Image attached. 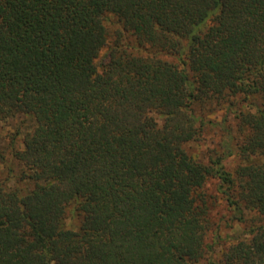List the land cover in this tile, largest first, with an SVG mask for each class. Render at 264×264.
I'll use <instances>...</instances> for the list:
<instances>
[{
    "label": "trees",
    "instance_id": "obj_1",
    "mask_svg": "<svg viewBox=\"0 0 264 264\" xmlns=\"http://www.w3.org/2000/svg\"><path fill=\"white\" fill-rule=\"evenodd\" d=\"M19 117L0 264H264V0H0V122ZM211 179L246 226L219 254Z\"/></svg>",
    "mask_w": 264,
    "mask_h": 264
},
{
    "label": "rangeland",
    "instance_id": "obj_2",
    "mask_svg": "<svg viewBox=\"0 0 264 264\" xmlns=\"http://www.w3.org/2000/svg\"><path fill=\"white\" fill-rule=\"evenodd\" d=\"M108 28L111 32H114L117 29L114 22H111V25H109ZM223 111V109L219 110L208 115V117L220 122L224 115ZM231 118L232 117H229V119ZM30 125V120L24 117L0 122V147H5L13 142V145L16 148H21V135L30 127ZM220 135L221 133L219 130L210 128L206 129L200 142H194L186 146L187 152L197 160L207 161L210 154L217 150ZM224 164L226 170L233 173L237 166V160L235 158H228L224 161ZM217 188L218 181L215 179L207 181L204 186V191L210 204L209 220L212 225L208 242H213L215 236H219L218 239L216 238L217 245L214 248L215 252L219 254L220 251L226 249L235 238L245 237L246 226L231 220L232 213L228 208L224 197L218 192ZM245 214L248 224L259 219L252 213ZM65 224L67 228L72 230L76 229L78 225L75 219H71L70 214H68Z\"/></svg>",
    "mask_w": 264,
    "mask_h": 264
}]
</instances>
